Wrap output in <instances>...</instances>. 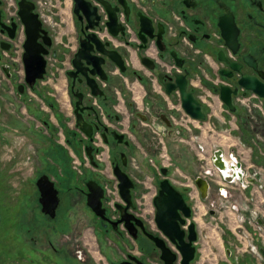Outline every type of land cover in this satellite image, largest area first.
I'll list each match as a JSON object with an SVG mask.
<instances>
[{
  "label": "flooded vegetation",
  "instance_id": "1",
  "mask_svg": "<svg viewBox=\"0 0 264 264\" xmlns=\"http://www.w3.org/2000/svg\"><path fill=\"white\" fill-rule=\"evenodd\" d=\"M18 1L0 0V22L9 28L14 24L12 37L7 29L0 26V69L7 79L18 82L15 84L16 97L30 116L33 103L28 94L39 93L37 83L48 76L49 58L56 61V72L67 60L63 70L64 91L71 112L67 114L57 103L45 97L43 105L46 108L40 105L38 110L35 109L34 118L40 124L36 130L30 119L10 117L5 123L0 119V264H203L197 261L200 236L185 189L173 185L190 207V216L182 215L184 223L180 224V228L185 231L186 237L189 224H194L196 239L192 242V258L185 261L177 242L168 239L157 227L153 198L158 193L159 181L167 177L172 168H167L165 176L160 168L161 175L157 174L161 178L156 181L155 187L151 181L149 184L142 181L141 185V172L137 171L140 175L137 178L128 171L132 159L128 152L133 147L127 131L134 130L136 124L129 120L125 125V116L119 113L149 123L163 136L173 133L180 136L181 129L175 128L179 126L176 122L184 112L180 95L177 91L167 95L159 79L162 75L166 82L173 73L179 72L185 75L188 90L200 101L206 118L210 113V104L216 106L207 92L218 96L221 86L237 88V94L232 95L235 112L223 105L230 114L239 119L238 111L243 109L245 116L257 118L259 114L255 115V108L248 112L235 99L251 93L238 86L240 77H252L264 84V0H70L73 40L60 36L58 41H55L53 31L64 20L56 18L54 13L59 11L55 12L51 7L60 10L63 1L48 0L39 4V0H27L33 4L32 12L40 22L37 46L46 50V53H41L46 61L44 78L37 80L32 87L25 83L22 55L26 33L18 14ZM46 13L52 16L49 22L43 16ZM144 25H151L152 38L144 36ZM218 25H234L235 48L225 45ZM66 40L67 43L64 42ZM2 45H7V48ZM219 51L223 52L224 60L218 59ZM245 57H249L250 62L245 61ZM220 70L228 75L220 74ZM22 83L24 86L19 91ZM148 88L158 95L162 93V102L146 101ZM154 108L158 110L154 111ZM43 111L52 112L55 123ZM15 131L22 133L28 142L31 137L44 142V146L27 150L30 153L28 158L33 160V177L31 174L27 182L19 186L14 182L12 158L1 160V147L10 144V133ZM60 135L66 146L59 142ZM65 151L77 177L63 192L56 186L53 177L42 173L43 163L47 164L48 158L56 163L55 157L60 158ZM36 158L40 161L36 162ZM115 165L133 182L130 189L132 204L126 212L142 224L135 220L118 222L121 212L117 204L125 206L126 203L119 192V181L113 171ZM241 169L244 174L242 163ZM42 175H46L57 190L58 202L53 213L45 212L40 201L36 181ZM88 181H94L102 188L101 207L105 218L97 216L87 205ZM209 187L205 198L201 197L197 187L202 201L209 199L213 183ZM149 194L153 206L152 222L142 214V203L139 201ZM78 195L83 196L87 208L84 210L92 225L76 232L69 211L75 209L77 202L73 197ZM221 208L224 210V204ZM257 219L264 223V216L253 220L264 232ZM114 222L117 224L114 225ZM259 233H253V240L262 263L253 256L254 264H264L259 250L261 247L264 249V244ZM147 234L163 239L169 248L165 256L170 260H163L161 249ZM220 263L221 257L216 264ZM233 264H239V261Z\"/></svg>",
  "mask_w": 264,
  "mask_h": 264
},
{
  "label": "rangeland",
  "instance_id": "2",
  "mask_svg": "<svg viewBox=\"0 0 264 264\" xmlns=\"http://www.w3.org/2000/svg\"><path fill=\"white\" fill-rule=\"evenodd\" d=\"M61 1L63 2L61 4L60 10L51 7V9H55V12L59 11V13H54L55 17H61L64 20V22L60 24L59 27L57 26V28H55V31H53V35L55 37V41L60 40V36L67 37V39L73 40V34L71 30L72 26L69 17L70 0ZM54 21L56 22L55 18ZM64 42L67 43V40ZM66 62L67 60H65V64L59 68L60 71L56 72L54 70L56 61L52 57L49 58L47 73L48 76L46 80L37 83L39 93L34 94L31 92L30 94H28V97L32 99L33 103V109L30 116L26 113L22 102L16 97L15 84H17L18 82L7 79L0 69L1 122L5 123L6 120L10 117H20L24 120L30 119L33 128H35L36 130L38 128V125L40 124L34 118V113H36L35 109L38 110V107L40 105L46 108L43 105V102L46 100L45 97H48L50 101L57 103L62 111L66 112L67 114L70 113L71 109L70 105H68V97L64 91L65 77L63 74V70L67 66ZM52 72H54L55 74H53ZM150 91L151 90L148 88L147 95L145 96L146 101L154 102L156 100H159L162 102V98L160 97V95H158L153 90L152 92ZM40 93L42 95H40ZM157 110L158 108H154V111ZM140 111L142 113L145 112V110ZM44 113L49 114L51 116V121L55 123V118L53 117L52 112L49 111ZM119 114L123 117L125 116V119L123 120V123L125 125L129 122V120H133V122L136 124L134 130L127 131V136L131 141L133 147V150L128 152V155L130 154V157H132V159H130L129 161L130 165L128 166V171L132 172V175L136 176L137 178H139V176L141 175V177L139 178V180L141 181V185H143L142 181L145 182V184H149L151 181L155 187L156 181L160 179L161 176L157 174L153 163L156 166H160L162 164V161L165 158L169 157L173 162L174 167H176L178 170L181 182L187 187H196L193 179L196 176L203 175L205 169H214L213 165L209 160V156L212 154V149L222 147L225 148L224 150L226 152H230L229 150H227L229 142L227 140H223L224 134L222 132L217 131L218 129H213L211 131L205 130L203 129V127H201V129H198L191 126V130L190 132H188L182 127L176 126V129H181H179L181 134L180 136H178L173 133V135L175 136L174 138L172 137V139H170L168 138V136H163L162 134H159L156 130H154L153 127L151 128L149 126V123L142 122L141 119L138 120L137 118L132 117V115L124 114L123 112ZM256 114H259L257 118H249L247 120V118L245 119L246 112L243 109H239V126L229 131L231 136L238 137L239 134L245 145H251L253 147L254 152L253 156L259 158V162H262L263 158L260 159V157H263L261 155V151L264 152V116L261 115L258 111H255V115ZM123 128H125V126ZM16 129L22 130L19 129V127H16ZM31 138L32 140L28 142V140L24 137L22 133L15 131L14 134L10 133V144L1 147V160L6 161L8 157H11L14 162V182L17 186L27 182L26 179L31 177L32 174L31 171L33 170V160L32 158H28L30 153L27 150L30 148H32L33 150L35 146H44V142H39L38 138ZM58 139L62 145L66 146V141L64 140L62 135H60ZM23 143L25 144L23 145ZM176 144L181 145L182 150H178L175 147ZM199 145L204 146V150H200L198 148ZM205 145L207 146V149ZM232 147H234L235 149L237 147V144H234ZM11 150L12 152H10ZM48 154L51 153H47V155ZM58 157H55L57 158L56 163H54V161H52L50 158H48L47 164L46 162L43 163L45 166L43 168L42 174H48L53 177L56 181V186H59L62 191L65 192L66 188L72 184L71 182H73L77 176L75 171L71 168L70 157L68 153L65 151V153L60 155V158ZM149 159L152 160L149 161ZM35 161L39 162L40 160L39 158H36ZM188 165L189 167H187ZM136 166H138V169H135ZM137 171H140L141 174L139 175ZM262 173L264 174V171ZM256 178L257 180L260 179L258 176H256ZM263 179L264 178H262V180ZM220 186L221 184H213V187L210 191L211 195L206 201H202L200 199V194L198 190L197 197L193 201H190L192 204H194L193 208L195 211V220L198 225V231L200 236L198 242V262L202 260H200L201 252L202 254H204V256L201 254V257L206 259L207 262L211 260L216 262V260L220 259V257H225L224 250L222 248V241L220 236L222 230L220 227L227 226L236 229L235 227H233V225L236 226L238 224L237 221H234V219H237L238 215L236 214L238 213L235 212V214H232L231 217H229L224 214L223 208H221L220 202L223 200L221 199L222 197L220 196V192L218 190ZM154 187L152 186L151 188L153 189ZM260 191L262 190L260 189ZM243 196L244 194L241 189L235 190L233 193V198L228 199L227 205L232 204V202L235 205L240 204V199L244 200ZM249 196H251L252 199L244 200L241 205L237 206L242 207V209L240 210V214L245 220L243 222L244 227H255L257 232H262L263 229L257 227L258 225L253 221L250 215L256 213V217L264 216V199H260L257 193L255 194L251 191H249ZM73 199L77 203H75V209L73 211L71 209L69 213L71 217L73 216L71 220H74L75 230L77 232L82 231L84 228H86V226H90L92 224L90 218L87 217V212L84 210L86 207L84 205L83 196L78 195L73 197ZM150 199L151 196L149 194L143 197L142 199L140 198L139 201L142 203V214L145 216L147 221L152 222L153 206ZM212 210L214 212L213 214L210 213V211ZM233 210L234 209H232V211ZM219 212H221L224 216H218ZM220 220L221 222H219ZM216 237L218 238V242L214 243L213 241H215ZM144 244L146 243H143V245ZM258 261L259 263H262L261 259ZM220 264L226 263L221 262Z\"/></svg>",
  "mask_w": 264,
  "mask_h": 264
},
{
  "label": "water",
  "instance_id": "3",
  "mask_svg": "<svg viewBox=\"0 0 264 264\" xmlns=\"http://www.w3.org/2000/svg\"><path fill=\"white\" fill-rule=\"evenodd\" d=\"M18 6V14L25 26L26 33L24 52L22 55L25 69V83L29 87H32L37 80H42L44 78L46 61L43 59L41 53H46V50L38 48L36 43V38L40 30V22L37 20V15L32 12L33 4L27 0H19ZM0 26L8 30L10 37L13 36L12 31L14 24L11 28H9L0 22ZM218 27L220 29L222 38L225 40V45L232 49L235 48L236 29L234 28V25H218ZM151 30V25H144V36L152 38V35L150 34ZM2 47L7 48V45H2ZM218 59L224 60L222 51H219ZM244 60L250 62L249 57H245ZM230 65L235 69L237 68L234 64ZM177 66L180 67L181 65L177 64ZM220 74L228 75V73L223 70H220ZM159 79L163 85L164 92L167 95L172 91H177L179 93L181 108L186 114L196 120L206 119V114L202 110L200 101L195 98L191 91L188 90L187 79L183 73H173V76L169 77L168 81L166 82L163 81L162 75H159ZM237 84L246 91H251L260 98L264 99V84L258 82L254 78L240 77L237 81ZM22 86H24L23 83L19 86V91H21ZM236 94L237 88L231 89L228 86H221L218 90L220 101L231 112H235L236 110L232 100V95ZM82 130L90 135V132L86 128L82 127ZM222 152L223 151L221 149L214 150L212 162L219 171L224 173L222 175L223 179L227 182H230L235 175L241 178L243 175V170L241 169L240 161H236L235 164L229 165L230 168L233 169V173L231 175L226 174L228 166L222 158ZM235 168H237L238 171H236ZM113 171L119 181L118 187L120 195L126 203L125 206L117 204V208L121 212V218L118 220V222L135 220L139 224H142L139 219L126 212L128 207H130L132 204L130 189L133 187V182L129 176L119 168L118 165L114 166ZM161 173L165 176L167 173V168L162 167ZM36 184L40 191V201L43 205V210L45 212L53 213L55 205L58 202L57 190L54 188L53 182L49 180L46 175H42L37 179ZM195 184L201 191V197L205 198L207 189L209 187L207 181L202 177H196ZM87 187L89 190V193L87 194V205L97 216L100 218H105L104 209L101 207L102 188L94 181H88ZM158 187V193L153 198V205L155 207V222L157 227L164 233L165 236H167L168 239L173 242H177L180 251L184 255V260H189L192 258L194 252L192 242L196 239L194 224H189V233L186 237L185 231L180 228V224L184 223L182 215L185 217L190 216V207L184 200L182 193L173 186L167 177H164L159 181ZM257 223L261 224L264 228V223L261 219H257ZM113 224L115 225L117 222H114ZM147 236L155 243L158 248L161 249L163 253V260H165V262L170 260L165 256L169 252V248L165 245L163 239L153 236L152 234H147ZM259 250L264 257V249L261 247ZM227 253L229 254L228 250Z\"/></svg>",
  "mask_w": 264,
  "mask_h": 264
},
{
  "label": "crops",
  "instance_id": "4",
  "mask_svg": "<svg viewBox=\"0 0 264 264\" xmlns=\"http://www.w3.org/2000/svg\"><path fill=\"white\" fill-rule=\"evenodd\" d=\"M206 58H208V55H206ZM160 95H162V93H160ZM215 102L217 104L216 109H214L213 112L209 113V116H207L206 120H200L198 123H194L193 127L198 129L203 127V129L211 131L213 129H218L217 131L222 132L224 134V138L222 137L223 140H227L229 142L227 150L232 152V154L235 155L236 158L243 163V166L245 167V173L242 182H236L232 184H229L225 181H220L218 179H208L207 177H205V180L210 186L212 183L221 184L223 186L222 189L218 188V190L219 192H223L219 194L222 197L221 199L223 200L221 201L222 203L220 202V204H224V208H227L223 210L224 214L231 217V215L235 214L236 212L240 217H242L240 214V210L242 209V207L237 206L241 205L244 200L252 199L251 196H249V191L255 194L257 193L260 199H264V179L262 180V178H264V174L262 173L264 171V152L261 151V155L263 157H260V159L263 158V161L259 162V158L253 156L254 152L251 145H245L239 134L238 137L231 136L229 130H233L235 127L237 128L239 126V119L234 114L228 115L223 113L222 108L218 106V100L215 99ZM174 136L175 135L170 134L168 135V138L172 139V137L174 138ZM234 144H237V147L235 149L234 147H232ZM175 147L178 150H182L181 145L176 144ZM205 147L207 149L206 145ZM218 149H222L224 152H226L224 150L225 148L221 147ZM213 150L214 149H212V151ZM187 167H189V165ZM256 176H258L260 179L257 180ZM209 189L210 187H208L207 191ZM240 189L243 191L244 200L240 199V204L235 205L236 208H233L234 211H232L231 205L233 204V202L232 204L228 205V207H226V204L228 202V199L233 198L234 191ZM260 189L262 191H260ZM224 192H226V194ZM210 212L211 214L213 213V211ZM218 216L222 217L224 215L219 212ZM223 227L224 229L222 228L221 237L225 257H221V262L226 264H233L239 261V264H254L253 262H255V259L253 258V255L247 250V247L249 245L247 233L248 231H246V229H244V227H242L241 225L238 227V229H233L227 226ZM227 250L229 251V254L227 253Z\"/></svg>",
  "mask_w": 264,
  "mask_h": 264
},
{
  "label": "built area",
  "instance_id": "5",
  "mask_svg": "<svg viewBox=\"0 0 264 264\" xmlns=\"http://www.w3.org/2000/svg\"><path fill=\"white\" fill-rule=\"evenodd\" d=\"M45 1H46V0H44V1L42 2V0H39V4H45ZM43 16L47 18V21H48V22L50 21V15H49L48 13L43 14ZM207 94L210 96V99H212L211 101H214V102H215V99L218 100V106H219L220 108H222V112H223V113H225V114H230V112H229L226 108H224V106H223L224 104L220 101V99L218 98V96H216V95H215V96H212L209 92H207ZM235 102L238 103V104H240L242 107L246 108L248 112H251V110H252L253 108H255L256 111H258L261 115L264 116V100H263L262 98H260L259 96H257L255 93H252V92H251V93L246 94V95H239L238 97H236ZM215 103H216V102H215ZM216 107H217V104H216L215 107H214V106L212 107L211 104H210V112H213V110L216 109ZM208 116H209V114H208ZM198 122H199V120L193 119V118H191L190 116H188L187 114H185V113L183 112V113H182V116H181V118H180V120H178L176 123L179 124V126L182 127L183 129H185V130H187L188 132H190V130H191V126H193L194 123H198ZM200 129H201V128H200ZM198 148H199L200 150H204V146H202V145H199ZM217 149H218V148H217ZM214 150H216V149H214ZM214 150H213V151H214ZM221 150H222V149H221ZM213 151H212V154L209 156V160H210V162H211L212 165H213V162H212ZM222 151H223V150H222ZM222 158H223V160L225 161L226 165L228 166L227 171H226V174H227V175H231V174L233 173V169H231L229 165H231V164H235L236 161H240V160L237 159L236 156L232 154V152H228V153H226V152H224V151L222 152ZM240 162H241V161H240ZM241 163H242V162H241ZM242 164H243V163H242ZM153 166L155 167L156 172H157L159 175H161V173H160V168H162V167H165V168H172V172L167 176V178L169 179V181H170L174 186L187 190V192H188L187 195H188L190 201H193V200L197 197V190H198V189H196L197 187H194V186H192V187H187V186H185V184H183V183L181 182V179H180V177H179L180 175H179V173H178V170H177L176 167H174V165L172 164L171 159H170L169 157H168V158H165V159L162 161V164H161L160 166H156V165H154V163H153ZM213 167H214V169H211V168L207 167V168H209V169H205L203 175H201V176H202L204 179H206L205 177H207L208 179H212V180H214V179H218V180H220V181H225V180L223 179V176H222L224 173L221 172V171H219L214 165H213ZM235 170L238 171L237 168H235ZM243 177H244V174L242 175L241 178H239L237 175H235V176L233 177V179H232L230 182H227V181H225V182H227V183H229V184L236 183V182H242ZM222 188H223V187H222V185H221L219 189H222ZM110 205H112V202L110 203ZM193 205H194V204H192V209H193V211H194ZM231 206H232V207H231L232 209H233V208H236V207H235V204H232ZM226 207H228V205H226ZM226 209H227V208H226ZM233 211H234V210H233ZM194 213H195V211H194ZM213 213H214V212H213ZM213 213H212V214H213ZM255 214H256V213L251 214L253 220H254L255 217H256ZM237 215H238V214H237ZM241 216H242V215H241ZM195 221H196V220H195ZM234 221H237V223H238L236 226L233 225V227H235L236 229H238V227H239L240 225H241L242 227H244L243 222H244L245 220H244L243 216L240 217V216L238 215V216H237V219H234ZM219 222H221V220H220ZM196 224H197V222H196ZM216 224H217V223H216ZM197 227H198V225H197ZM257 227L261 228L259 225H258ZM220 228H221V230H222V228L224 229V227H220ZM249 228H250V226H247L246 228L244 227V229H246V231H248L247 233H248L249 245H248V247H247V250H248V252H250L253 256H256L257 259H261V255L259 254V252H258V248H257V246L255 245L254 240H253V233H254V232H257V230H256L255 227H251L252 230H249ZM259 230H260V229H259ZM259 235L261 236L262 242H263V244H264V236H263V234L260 232ZM220 236H221V233H220ZM206 237H207V236H206ZM219 238H220V237H219ZM199 239H200V238H199ZM221 241H222V239H221ZM213 242H214V243H215V242H218V238L216 237L215 241H213ZM222 248H223V246H222ZM201 254H202V252L200 253V260L202 259V260L200 261V263H203V264H208V263L216 264V263H217V260H216V262H214L213 260H211V261H213V262H211V261L207 262L206 259H204L203 257H201ZM202 255L204 256V254H202Z\"/></svg>",
  "mask_w": 264,
  "mask_h": 264
},
{
  "label": "trees",
  "instance_id": "6",
  "mask_svg": "<svg viewBox=\"0 0 264 264\" xmlns=\"http://www.w3.org/2000/svg\"><path fill=\"white\" fill-rule=\"evenodd\" d=\"M247 118V120L249 119V117L245 116V119ZM246 141V140H245Z\"/></svg>",
  "mask_w": 264,
  "mask_h": 264
}]
</instances>
